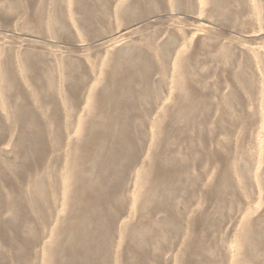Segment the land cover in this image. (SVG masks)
Wrapping results in <instances>:
<instances>
[{"label":"rangeland","instance_id":"374dc122","mask_svg":"<svg viewBox=\"0 0 264 264\" xmlns=\"http://www.w3.org/2000/svg\"><path fill=\"white\" fill-rule=\"evenodd\" d=\"M114 92L129 126L99 112ZM101 123L133 149L94 264H264V0H0V264H52Z\"/></svg>","mask_w":264,"mask_h":264},{"label":"bare ground","instance_id":"6f19581e","mask_svg":"<svg viewBox=\"0 0 264 264\" xmlns=\"http://www.w3.org/2000/svg\"><path fill=\"white\" fill-rule=\"evenodd\" d=\"M129 32H124V34L120 35L124 36ZM115 70L117 71V68H115ZM129 80H132V77H130ZM122 81H126L125 76L122 78ZM72 85L74 87L75 83ZM109 87H112V85H109ZM123 96L127 97L128 92L125 91ZM115 99L114 92L110 96L111 102L109 99H106L105 102L108 105V108H105L102 105V97V100L100 101L99 112L104 115L103 117L106 120L112 118L115 120L114 122L116 124L118 123L120 125H124L127 123L129 126V113L131 112L130 105L132 104L130 103L129 105V102L125 104H119V102H117ZM112 119L110 120L113 121ZM24 121H27L28 125H30L27 117H24L23 122ZM106 126H103L102 123L92 124L89 126L90 128L85 131L86 133L84 134L82 142L77 145L76 149L74 150L77 152V154H80L77 155L74 151V153L72 152L71 173L72 170H74L73 179L76 184L72 189L70 196V211L72 213V218L70 221L65 222L66 225H64V227L59 230V235L54 239V244H58L59 247L57 246L56 249L51 253L52 264H76L79 262H82V264H94V261L91 260V255L94 254L99 255L102 262V256L106 254V251L109 247L115 227V218L112 214L109 215L104 210V206L112 202L111 199L115 194H113L110 188L108 189L106 186L108 180L106 173L111 170L112 174L118 175L119 177L122 176L123 172H125V170H127L130 166V163H128L126 160V154L128 155L129 151L133 149V144L131 143L129 132L121 135L119 137V141H113L110 143L111 131L107 130L105 128ZM26 137L28 136L26 135ZM30 137H33L32 140H34L38 145L42 146L40 149L35 151L36 159L41 160L44 156L43 135L37 125H35V129L33 130V133L30 135ZM106 142L107 144H104ZM81 154L85 155L82 156ZM88 165L92 166L94 171L97 172V179L99 182L89 183L83 180V172L87 169ZM46 196V193H44L42 196L45 198V201ZM58 218L56 220H58ZM73 221L74 223H72ZM55 225L56 224L52 225V227ZM48 233L51 234H49L47 238L52 236L51 239L53 240V232ZM60 236L64 237L63 241L59 239ZM47 240L48 239L45 238L44 241L46 242ZM48 241L51 243L50 238ZM31 244V241L25 242V248L30 247ZM41 248L42 245L39 250H41ZM24 251H26V249ZM42 251L41 253L44 252ZM25 254L26 252L22 254V259L25 258Z\"/></svg>","mask_w":264,"mask_h":264}]
</instances>
